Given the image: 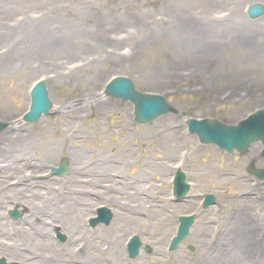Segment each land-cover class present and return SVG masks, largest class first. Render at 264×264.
<instances>
[{"label": "rangeland", "instance_id": "rangeland-1", "mask_svg": "<svg viewBox=\"0 0 264 264\" xmlns=\"http://www.w3.org/2000/svg\"><path fill=\"white\" fill-rule=\"evenodd\" d=\"M254 1L0 0V118L8 124L0 132V256L22 264L45 254L43 264H57L55 252L67 253L66 264H264V180L246 169L248 161L264 165L261 142L246 152L202 143L185 114L233 123L264 106V15H248ZM115 75L175 109L137 122L131 100L105 93ZM39 78L53 106L26 121ZM101 153L116 159V172L94 168ZM64 156L68 170L50 173ZM177 168L191 184L181 200L172 194ZM140 187L151 220L134 212ZM206 192L217 201L203 208ZM101 204L114 216L91 225ZM191 212L197 221L171 250L178 216ZM135 233L152 247L132 257ZM207 243L216 255H203Z\"/></svg>", "mask_w": 264, "mask_h": 264}, {"label": "water", "instance_id": "water-1", "mask_svg": "<svg viewBox=\"0 0 264 264\" xmlns=\"http://www.w3.org/2000/svg\"><path fill=\"white\" fill-rule=\"evenodd\" d=\"M251 16H258L264 13V3L255 2L250 8ZM106 92L114 96L131 99L135 104V118L139 122H148L159 115L171 111L174 108L160 94L142 92L135 88L134 82L125 76L115 77L107 86ZM32 101L30 110L25 113V119L33 121L38 119L43 112L49 113L52 102L49 98L45 80H39L31 92ZM190 113V112H189ZM191 131H196L203 142H215L221 148L233 150H246L249 145L258 139L264 143V108L250 114L247 118L242 119L237 124H226L221 120L213 118L196 119L189 118L187 120ZM6 123L0 120V131ZM264 155V148L262 150ZM260 179H264V167H249ZM68 169V159L64 157L60 166H52V171L61 173ZM190 188V184L186 181V174L179 169L176 172L174 193L178 198L183 197ZM215 195L206 193L204 206L208 207L215 202ZM99 216L92 218V223L96 224L100 221L109 222L113 213L106 206L98 208ZM14 215H20L18 210H14ZM196 214L180 215V224L177 234L172 238L170 249H175L178 244L189 234L191 225L195 222ZM64 238V235L61 234ZM142 241L139 235L135 234L128 242V251L130 256H136L139 253ZM146 250H151L150 245L145 246ZM2 264H20L17 261L7 262L6 257L0 258Z\"/></svg>", "mask_w": 264, "mask_h": 264}, {"label": "bare ground", "instance_id": "bare-ground-1", "mask_svg": "<svg viewBox=\"0 0 264 264\" xmlns=\"http://www.w3.org/2000/svg\"><path fill=\"white\" fill-rule=\"evenodd\" d=\"M257 1V0H256ZM242 28H244L245 27V25H244V22H242V21H239V22H237ZM247 29H248V27H247ZM89 92H91V91H89ZM73 99L72 97H69V96H66L65 97V100H64V103H66V102H69V100L68 99ZM65 106H66V104H65ZM76 124V125H75ZM71 128L74 130V129H77V131L79 130V126H77V123L75 122V123H72V126H71ZM66 131V128H62L61 129V134L62 135H65V132ZM7 134V133H6ZM6 134H5V136H6ZM53 148H54V146H52L51 148H50V151H52L53 150ZM50 151H49V154H50ZM122 152V150H118V153L120 154ZM130 152V149L126 152V153H129ZM179 152V151H178ZM52 155V154H51ZM163 159V158H162ZM161 159V160H162ZM167 160V162H166V164H171L172 163V159H166ZM91 161H94L95 162V165H97V166H95L94 168H98V167H101L100 165H105V169H108V170H110V172L111 173H114V172H116L115 171V166H114V164H116V159H114V158H112V156H111V158H110V156L109 157H107L106 155H104V154H100L99 156L97 155V157H96V159H91ZM91 161H90V163H91ZM171 161V162H170ZM163 163H165L164 161H161V162H158V161H156V164H157V166L158 167H160V166H162V165H165V164H163ZM212 166H210V168H211ZM115 175V174H114ZM138 177L139 176H137L136 177V179H138ZM140 178V177H139ZM126 183H128L127 181H126ZM139 192L136 194V196H135V198H136V200H135V204H134V212H135V214H136V216H138V215H144V216H146V218H147V220H151V218H152V213H151V211L148 209V208H150V206L152 207V201L150 202V200H149V198H148V196L147 197H145V194H144V190H143V188L142 187H140L139 188V190H138ZM249 195V197H247V198H245L244 200H247V202H251V208H252V201H254L253 199V197L251 196V194H248ZM154 205L155 206H158V205H160V203L158 202H155L154 203ZM244 205V204H243ZM245 206V205H244ZM148 207V208H147ZM122 216V215H121ZM136 219H137V217H135ZM245 227V226H244ZM254 230L255 228H253V227H250V228H248V231H250V230ZM249 236H250V234H249ZM206 245H208V246H205V249H204V251H203V255L204 256H211V252L212 253H215L214 255H216V252H214V251H211L210 250V247H212L211 246V244H209V243H207ZM254 247H255V244L251 247V251H255V249H254ZM261 247H263L264 248V244H263V246H262V244H261ZM260 247V248H261ZM260 250L259 249H257V252H259ZM264 251H261V252H259V253H263ZM56 254H57V256L56 257H54L55 258V260L57 261V264H66V259H67V253L66 252H64V253H57V252H55ZM214 255H212V256H214ZM48 255L47 254H45V255H42V256H40V258H35V257H33L34 259H36V260H34V262H35V264H43L44 263V260L45 259H47V258H49V257H47ZM180 260H182V261H184L185 259L184 258H180ZM181 264V263H180Z\"/></svg>", "mask_w": 264, "mask_h": 264}]
</instances>
